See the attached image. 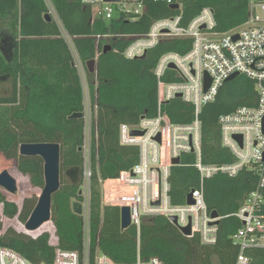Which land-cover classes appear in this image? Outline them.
Here are the masks:
<instances>
[{"label":"trees","instance_id":"1","mask_svg":"<svg viewBox=\"0 0 264 264\" xmlns=\"http://www.w3.org/2000/svg\"><path fill=\"white\" fill-rule=\"evenodd\" d=\"M61 23L73 41L75 53L62 37L55 20L48 21L43 0H0V156L14 163L20 176L32 188L45 186L44 161L20 155L23 144L54 143L61 146V188L54 195L51 234L37 237L8 228L0 219V247L11 249L32 264H52L55 251L77 252L84 262L85 219L80 195L84 186L87 107L76 57L87 73L91 143L88 158L91 169L89 196V264H96L101 253L118 264H135L158 258L163 264H236L240 248L231 235L242 225L234 216L249 194L259 187L255 170L243 168L237 176L218 174L203 184L209 211L222 218L219 240L203 245L198 235L187 237L166 217H155L142 224L140 235L131 226L121 227V209L106 206L103 182L118 179L140 161V149L120 141L121 125L135 126L143 117L158 114V81L155 68L167 53L185 54L191 39H163L143 59H127L126 35H143L155 21L172 17L174 11L162 1L146 0V11L136 20L119 17L105 21L93 18V11L81 0H53ZM204 8L214 11L216 31L226 33L249 20L248 0H184L183 25H188ZM106 46L111 51L104 53ZM96 61V73L87 64ZM174 75V71H171ZM172 78L171 80H173ZM257 104L255 83L245 77L227 82L213 103L200 114L203 122L202 160L207 166L232 163L234 157L223 147L219 119L239 107ZM174 124L191 123L194 107L174 99L163 107ZM76 113L84 118L72 119ZM83 148V151H80ZM196 156L185 154L170 171L169 197L173 205L186 204L189 194L200 188ZM78 169L72 180L66 173ZM3 171H0V174ZM39 195L20 203L0 190V205L8 219L24 225L35 209ZM264 214V207H263ZM252 264H264V248L247 249Z\"/></svg>","mask_w":264,"mask_h":264},{"label":"built area","instance_id":"2","mask_svg":"<svg viewBox=\"0 0 264 264\" xmlns=\"http://www.w3.org/2000/svg\"><path fill=\"white\" fill-rule=\"evenodd\" d=\"M169 8L178 5L180 11L172 17L155 21L143 35H126L130 41L124 51L127 59H139L163 39H191L190 50L185 54L167 53L156 68L158 81V114L154 118L143 117L135 126L121 125L120 141L125 146L140 149V161L130 170L123 171L118 179L103 182L102 199L106 206L128 208L131 224L140 235L141 226L155 217L177 219V227H191V236L198 235L203 245L213 246L219 240L222 218H213L209 211L203 184L218 174L235 177L243 168L256 171L259 187L247 196L241 208L234 214L242 225L232 235L239 246L236 264H252L247 249L264 248V0H248L249 20L226 33L216 31L214 11L204 8L188 25H183L182 3L184 0H155ZM47 15L56 21L62 37L75 53L72 38L65 31L53 0H43ZM92 9L93 18L111 21L116 17L136 20L146 11V0H81ZM238 37L235 40V37ZM79 72L84 69L76 61ZM174 65L175 68L170 66ZM171 71H174L172 75ZM255 83L257 104L242 106L219 119L222 145L234 157L232 163L207 166L202 160L203 122L200 114L205 105L213 103L228 80L236 75ZM174 78L173 80H171ZM207 78L211 84L205 92ZM235 78V79H236ZM180 96V98L178 97ZM174 99H181L194 107L195 118L191 123L174 124L163 107ZM89 110L86 115L90 114ZM86 116V118H87ZM133 131L142 133L133 135ZM160 137V141L158 138ZM87 148L85 143L84 149ZM185 154L196 156L195 167L200 173V188L194 189V204L175 206L169 197V176L175 159ZM87 156L84 170L83 195L85 204L84 262L89 264V196L91 169ZM28 232V231H27ZM31 233V232H30ZM190 236V237H191ZM53 246H57V241ZM0 264H32L17 252L0 247ZM52 264H81L79 253L57 248ZM96 264H118L104 254L96 257ZM135 264H163L158 258L143 262L138 255Z\"/></svg>","mask_w":264,"mask_h":264},{"label":"water","instance_id":"3","mask_svg":"<svg viewBox=\"0 0 264 264\" xmlns=\"http://www.w3.org/2000/svg\"><path fill=\"white\" fill-rule=\"evenodd\" d=\"M106 2H119L120 0H105ZM178 5L172 6V9L177 10ZM45 19L48 21H52V17L50 15H46ZM235 40L238 39L236 36ZM111 51L110 46H106L104 49V53ZM146 56V55H145ZM142 57L140 59L145 58ZM88 70L90 73H96V61L93 60L87 64ZM171 68H175L174 65L170 66ZM237 77L233 75L228 82L234 80ZM211 81L207 78L205 85V92L209 90ZM180 98V96H178ZM84 113H76L71 116L72 119L84 118ZM142 133L137 131H133V135L139 136ZM160 141V137L158 138ZM80 151H83V148H80ZM20 155L27 157H40L44 161V177H45V186L42 190V193L38 199L37 205L33 210L29 220L25 224V229L28 232H36L44 225L51 222L52 219V203L54 195L61 188V146L59 144L54 143H43V144H23L20 147ZM174 165L180 164V159H175L173 161ZM66 175L74 180L79 175L78 169H72L67 171ZM0 188L5 190L6 192L16 195L19 191L18 181L9 173V171H3L0 174ZM80 195H83V188L80 190ZM187 204H194L193 193H190L187 198ZM213 218H218L219 214L217 212L212 213ZM171 222L177 226V219L175 217L171 218ZM132 226L131 224V214L128 208L121 209V227L122 230H127ZM180 231L183 235L190 237L191 227L188 228H180Z\"/></svg>","mask_w":264,"mask_h":264},{"label":"rangeland","instance_id":"4","mask_svg":"<svg viewBox=\"0 0 264 264\" xmlns=\"http://www.w3.org/2000/svg\"><path fill=\"white\" fill-rule=\"evenodd\" d=\"M75 57H76V61L78 62L79 61L78 57L76 55H75ZM81 77H82L85 96H86V100H87L86 105L88 107L89 106V90H88V86H87V73L85 72L84 69L82 70ZM88 113H89V111H88ZM90 143H91L90 114H88V116H87V128H86V144H87V148H86L87 150H85V157L86 158L90 153ZM0 171H9V173L18 181V187H19L18 193L16 195H12L8 192L7 193L10 195L11 198L16 199L20 203V205H21V203L25 197H30V196L35 195V194L39 195V196L41 195L42 191L32 188L30 186L27 178L22 179L18 170L14 166V163L7 162L1 156H0ZM84 186H85V184H84ZM0 190L5 191L2 188H0ZM83 197L85 198V195H83ZM84 204H83V208H84ZM2 209H3V207H2V205H0V219H1V221L3 223V227H4L3 232H5L8 228H13V229L17 230L18 232L28 234L32 237H37L44 232H49L52 236V239H51L52 244L56 243L55 229H54V226L51 222L44 225L38 231L30 233V232H27V230L25 229V225L23 223H21L18 218H15V219L6 218L3 215Z\"/></svg>","mask_w":264,"mask_h":264},{"label":"crops","instance_id":"5","mask_svg":"<svg viewBox=\"0 0 264 264\" xmlns=\"http://www.w3.org/2000/svg\"><path fill=\"white\" fill-rule=\"evenodd\" d=\"M87 100L85 101V104H86ZM87 107V105H86ZM87 110H89V106L87 107ZM187 202V201H186ZM52 237V236H51ZM52 239V238H51ZM56 241H57V238H56ZM101 254V253H100Z\"/></svg>","mask_w":264,"mask_h":264}]
</instances>
